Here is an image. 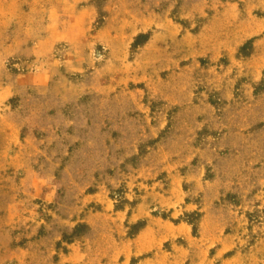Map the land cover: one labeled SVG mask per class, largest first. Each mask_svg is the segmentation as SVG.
<instances>
[{
    "label": "rangeland",
    "instance_id": "1",
    "mask_svg": "<svg viewBox=\"0 0 264 264\" xmlns=\"http://www.w3.org/2000/svg\"><path fill=\"white\" fill-rule=\"evenodd\" d=\"M0 264H264V0H0Z\"/></svg>",
    "mask_w": 264,
    "mask_h": 264
}]
</instances>
